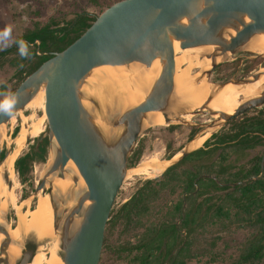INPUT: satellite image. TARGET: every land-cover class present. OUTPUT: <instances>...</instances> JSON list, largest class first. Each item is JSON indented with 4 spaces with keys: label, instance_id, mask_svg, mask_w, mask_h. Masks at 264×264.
Instances as JSON below:
<instances>
[{
    "label": "water",
    "instance_id": "95a60500",
    "mask_svg": "<svg viewBox=\"0 0 264 264\" xmlns=\"http://www.w3.org/2000/svg\"><path fill=\"white\" fill-rule=\"evenodd\" d=\"M257 35L264 36V0H121L102 12L75 42L44 62L18 86L14 92L18 97L15 112L11 117L0 114V127L21 113L39 92H44L49 160L46 176L35 193L45 195L47 186L50 189L47 196L59 238L58 256L63 264H99L105 228L126 179L128 160L138 137L150 124L151 113L166 115L175 103H181V109L173 114L177 121L188 114L210 118L215 115L209 108L215 94L195 109L177 99L174 42H179L181 50L214 47L206 55L211 67L204 74L200 72L193 81L196 84L209 78L217 66L216 59L236 54ZM156 60L161 65L160 75L143 102L123 112L115 110L113 104L109 110L112 113L103 111L97 84L101 80L93 76L97 68L133 63L149 68ZM262 78L253 75L251 79L217 88L222 90L229 85L244 88ZM128 84L132 86L131 82ZM84 101L90 104V109L83 106ZM263 106L264 88L259 95L243 100L232 114L219 113L216 121L222 122L218 128ZM216 121L200 125L202 133L217 126ZM10 152L11 149L5 152L2 161ZM188 153L180 152L176 162ZM69 162L76 170L67 168ZM263 167L264 153L261 176L233 187L261 179ZM56 179L70 181L71 188L65 193L57 191L53 186ZM80 180L84 186L77 191ZM9 230L0 225L3 237L0 264H10ZM27 240L34 251L22 252L13 264H30L35 256L37 244L33 239ZM25 244H19L20 251Z\"/></svg>",
    "mask_w": 264,
    "mask_h": 264
},
{
    "label": "trees",
    "instance_id": "16d2710c",
    "mask_svg": "<svg viewBox=\"0 0 264 264\" xmlns=\"http://www.w3.org/2000/svg\"><path fill=\"white\" fill-rule=\"evenodd\" d=\"M97 17L83 13L65 27H52L54 23L50 21L25 31L17 39L32 45L33 57L26 64L22 63L25 59L20 60L23 67L18 70V86L44 62L75 42ZM17 52L15 44L0 51V63ZM0 92H5V87ZM261 112L233 124L229 134H213L210 139L215 138L216 142L212 147L205 141L202 148L182 157L160 177L143 182L114 215L111 213L106 234L118 224L122 226L117 238L120 243L114 249L117 258H129V264H189L206 258L204 263L212 264L222 255L217 250L224 239L221 235L235 226L246 230L247 235L228 257V264H264V167L261 179L232 186L261 176L263 153L252 159L249 169L227 163L230 154L239 156L264 147ZM194 132H190L188 141H192ZM34 143L14 163L21 183L26 182L33 164L44 163L47 157L48 138H37ZM4 154L0 152V162ZM139 157L140 150L134 151L128 165H134ZM166 191L171 195L177 193V202L160 221L146 225L150 204Z\"/></svg>",
    "mask_w": 264,
    "mask_h": 264
},
{
    "label": "rangeland",
    "instance_id": "374dc122",
    "mask_svg": "<svg viewBox=\"0 0 264 264\" xmlns=\"http://www.w3.org/2000/svg\"><path fill=\"white\" fill-rule=\"evenodd\" d=\"M119 1L121 0H0V30H2L6 25H13V39H17L25 31L32 30L37 25L43 26L50 21H53L54 23L52 27L61 28L65 27L66 24L73 21L79 14L87 13L90 16H99L107 8ZM13 45L14 44H12L11 46ZM11 46L7 48H10ZM176 52L174 53V61L175 64L177 63L178 67L181 65H179L177 59L182 57V55L184 54L181 70H183L184 67H189L187 69L189 71V76H196L200 74L201 69L191 67L189 65L190 63H195L197 60V56L193 54L192 51H189V54H187L186 50L178 51L177 53ZM256 52L257 51L255 47L251 52L242 49L234 55L219 57L218 59H216L217 69L214 71L212 77L208 78L209 83L218 87L237 80L251 79L253 75H260L261 73H264V56L259 55ZM203 57H206V55H203ZM204 59L205 58H203V60ZM20 60L22 59L17 52L10 54L0 63V81L4 82V85L0 86V88L5 87V92L11 93L12 90L18 88V70L20 69ZM26 60L28 59H25V61L22 60L24 61L22 63L26 64V62H28ZM201 74L204 73L201 72ZM97 84L99 85L100 90L98 93L102 98V100L100 101V105L102 106L103 111L108 113L111 105H115L114 99L108 100L113 98L112 93L104 86L102 81L101 83L98 82ZM102 89H104L105 92ZM2 98L3 97L0 96V99ZM175 105H173L174 107L172 106L170 108V111H172L174 108L179 109V107L181 106L180 103H175ZM261 111L264 112V106L243 114L244 117L240 116L233 119L234 121L232 122L229 121L231 123H223L222 126L220 128H217L213 134H222L226 128L232 129L233 124L241 122L242 118L256 116L257 114L262 113ZM228 112H231V110L229 109L227 113ZM20 115L32 116V122L35 124L42 118L43 113L39 109H34L33 111L23 110L21 113L15 116V120L13 121V123H7L4 125L5 127L3 126L4 131L2 130V133L0 135V152H6L9 149H12L10 154L13 152H18V154H16L14 158V163L17 158L27 153L28 150L35 144L34 140H36L37 138H45L47 137L48 133L47 121L44 120L42 122L43 132L39 136H25L24 134L27 133V130L24 129V126L28 127L31 122H24L23 124ZM173 119L177 121L175 117ZM212 121V118H210L209 116L191 115L188 122H182L179 120L175 124H171L168 126H164L161 123L158 125L149 124L138 137L137 144L134 149V151L140 150V157L134 165L129 166L127 164L128 170L136 168L141 163V161L148 162L152 158H154V160L156 161H162L167 160V157L172 154L173 156L177 155L178 152H191V150L188 149L189 144L191 143V141H188L190 132H194L195 130L193 136V139H195L203 132V128H200L199 126L202 124H210ZM172 127L173 129H171ZM21 140L25 141L18 142ZM256 150L259 156L263 152V148L261 147ZM47 151L48 153L45 162L33 164L30 172L28 173V175H26L25 183L20 182L15 168L13 169L15 181L12 187L13 192L11 191V194L14 197L16 207L21 209L22 215L28 212H35L37 210V207L39 208L35 188L37 187L38 181L41 179L43 173L47 170L49 148ZM250 155V153H245V155L242 154L237 157L233 154H230L227 163L230 165H235V167H239V165L237 164H239L240 162L242 163V166H246L248 164L246 161ZM234 157H237L236 160L234 159ZM178 159L171 162L169 166H171V164L173 165L177 163L176 161ZM3 163L4 161L0 162V165ZM148 180L153 179L140 177L138 175L126 176V179L116 197L113 209L111 211L112 215H114L115 212L120 208V206L123 205L136 192V190L143 182ZM81 189L82 186H78L76 190L81 191ZM49 191L50 189L47 186L46 195H48ZM53 192L54 194L56 193V191ZM0 195L2 196V192H0ZM55 197H57V194H55ZM177 198V193H175L174 195L169 194L167 191L162 193L156 201L150 204L148 213L145 216L144 223L148 225L160 221L162 215L165 214L167 210H170L177 202ZM5 208H7V206ZM17 208L14 209L12 206H9V208L6 209L5 213H1V219L5 221L6 228L8 229L14 228L17 225ZM33 221L34 219L24 220L28 231L31 229ZM121 228L122 226L118 224L109 235L106 234L105 228L104 241L99 264H129V258L119 259L114 254V249L120 243V240H117V238L119 237V231ZM246 235V230L237 228L235 226H232L228 232H224L221 235V237H223L224 239L217 245V250L219 249V251H222V255L218 259V261L212 264H228V257L234 254L237 246L245 239ZM10 239L15 240L14 234ZM25 240L28 241L27 239ZM225 243L227 245V248L225 247ZM34 260L36 261L35 264H38L40 262L36 259ZM205 260L206 258L203 259V261H193L189 264H205ZM39 264L43 263L41 262Z\"/></svg>",
    "mask_w": 264,
    "mask_h": 264
},
{
    "label": "bare ground",
    "instance_id": "6f19581e",
    "mask_svg": "<svg viewBox=\"0 0 264 264\" xmlns=\"http://www.w3.org/2000/svg\"><path fill=\"white\" fill-rule=\"evenodd\" d=\"M232 35H234L233 32ZM178 46L179 42H174V53L176 51H182ZM255 47L257 51L256 53L264 56L263 35H257L253 37L244 49L251 52ZM213 50V46H205L197 49H186L187 54H189V51H192V53L197 56L196 62L190 63L189 65L191 67L201 69V72L209 70L212 62L209 58L203 57V55L212 53ZM183 56L184 54L182 55V57L177 59L179 65L181 66L178 67L177 63L175 64L174 93L176 94V97L178 100H180V102H183L184 104L191 106L194 109L201 107L209 98V96L215 94L213 96L214 99L212 98L213 101H211V103L209 104V108L213 112H216L212 117V120L216 121L219 118V113L232 114L243 100L259 95L261 93V90L264 88V73L260 74L263 78L259 82L250 84L249 86L244 88H237L234 85H229L227 87H224L222 90H218V88L214 85H211L206 78L194 84L193 81L196 77L199 76V74L196 76H189V71L187 70L189 67H184V69L181 70L183 64ZM203 58L205 59L203 60ZM160 71L161 65L156 60L149 68L144 67L139 63H133L127 66L119 67H99L95 70L93 76L99 78L103 82L104 86L111 91L113 99L115 101V110H120L121 112H123L143 102L145 94L152 88L156 80L159 78ZM128 82H131L134 88L132 86H129ZM82 104L88 109H90L91 107L90 104L86 101H84ZM179 108L181 109V106ZM34 109H39L43 113L42 118L35 124L32 122V116L20 115L23 124L24 122L28 121L31 122L28 127L24 126V129L27 130V133L24 134L25 136L33 135L35 137L39 136L43 132L42 122L46 120L45 95L43 91L39 92L37 96H35V98H33L25 106L24 110L33 111ZM229 109L231 110V112L227 113ZM176 110L178 109L170 111L169 108V112L167 110L166 115L157 112L151 113L150 124L158 125L161 123L164 126L175 124L177 121L173 119V114L176 112ZM190 117L191 114L184 115L180 118V120H182V122H188L190 120ZM14 120L15 117H13L9 123H13ZM221 122L222 121H216L215 123L217 126L209 128L205 133H201L199 136L193 139V141L189 144L188 149L193 151L200 148L201 145L215 132ZM2 130L3 126L0 127V135L2 133ZM23 141L25 140H21L18 142ZM16 154H18V152L9 154L4 160V163L0 165V192H2V196L0 195V213L2 214L6 212V206L7 208H9V206H12L14 209L17 208L14 197L11 194L12 187L15 181L13 169L14 158ZM179 157L180 152H178L177 155L173 156V158H171V160L169 161L150 160L148 162H141L136 168L128 170L127 176L138 175L140 177L153 179L159 176L171 162L178 159ZM67 168L76 170L72 162H69L67 164ZM46 173L47 171L43 173L41 179L38 181L37 186L45 178ZM79 184L83 187L84 181L80 180ZM53 186L57 191L65 193L71 188L72 183L65 179H56L53 182ZM36 198L38 199L39 208L37 207V210L35 212H28L22 215L21 209L17 208V225L16 227L9 230V237L11 238L14 234V239L16 240H11V245L9 246L7 251L9 262L10 264L15 263L20 255L19 244L22 243L25 239L30 238L35 241L38 247L37 252L35 253V256L33 257L30 264H35L36 261L34 259L40 261L39 263L42 262L43 264H63L62 260L58 256V252L60 249L59 238L57 236V231L55 230L53 213L48 196L46 194L44 195L42 192H39ZM27 219H34L33 225L31 226V229L29 231L27 230V227L24 223V220ZM0 225L6 227L5 221L0 219ZM2 238L3 237L0 236V243L2 241Z\"/></svg>",
    "mask_w": 264,
    "mask_h": 264
},
{
    "label": "clouds",
    "instance_id": "9594fccd",
    "mask_svg": "<svg viewBox=\"0 0 264 264\" xmlns=\"http://www.w3.org/2000/svg\"><path fill=\"white\" fill-rule=\"evenodd\" d=\"M13 25H6L0 30V51H3L7 47L15 44L18 50V54L22 60L31 59L33 52L31 51L32 45L24 39H13ZM23 67V64L20 65ZM4 82L0 81V86H3ZM0 114L11 117L18 104V97L15 93L0 92Z\"/></svg>",
    "mask_w": 264,
    "mask_h": 264
},
{
    "label": "crops",
    "instance_id": "0c3cea01",
    "mask_svg": "<svg viewBox=\"0 0 264 264\" xmlns=\"http://www.w3.org/2000/svg\"><path fill=\"white\" fill-rule=\"evenodd\" d=\"M264 113V112H263ZM231 129H229V128H226L225 130H224V132L222 133V134H218V135H220V136H224V135H226V134H229L231 131H230ZM213 135V134H212ZM211 135V136H212ZM210 136V137H211ZM210 137L206 140V141H209V146L210 147H212L214 144H215V138H211L210 139ZM203 147V146H202ZM201 147V148H202ZM261 146H259V147H257V148H255V149H253V150H247V151H245L244 153H243V155H245V153H250L251 155L248 157V159H247V165L246 166H242V163H240L239 162V164H237V165H239V167L238 168H247V169H249L250 168V166H251V162H252V159L253 158H255V157H257V156H259V154H257V150L256 149H258V148H260ZM261 148H263V152L262 153H264V147H261ZM192 152V151H191ZM255 152V153H254ZM259 152V151H258ZM261 153V154H262ZM237 156V155H236ZM238 157V156H237ZM237 157H234V159L236 160V158ZM263 157V156H262ZM233 186V185H232Z\"/></svg>",
    "mask_w": 264,
    "mask_h": 264
},
{
    "label": "flooded vegetation",
    "instance_id": "af4514ba",
    "mask_svg": "<svg viewBox=\"0 0 264 264\" xmlns=\"http://www.w3.org/2000/svg\"><path fill=\"white\" fill-rule=\"evenodd\" d=\"M217 69V67H215L214 69H212V71L210 72V74H209V78H211L212 77V75H213V73H214V71ZM192 142V141H191ZM203 145V144H202ZM202 145H201V147H202ZM200 147V148H201ZM199 149V148H198ZM197 150V149H196ZM193 151H195V150H193ZM151 160H154V158H152ZM161 161V160H160ZM142 162V161H141ZM164 172V171H163ZM162 172V173H163ZM161 175V174H160ZM156 178V177H155ZM154 179V178H153ZM7 209V208H6ZM15 235H16V233H15ZM15 238H16V236H15ZM13 241V240H12ZM24 243L26 242V244L24 245V248L20 251V255L22 254V252H32V251H34L33 250V246L31 245V244H29L26 240H24L23 241ZM19 255V256H20ZM18 259H19V257H18Z\"/></svg>",
    "mask_w": 264,
    "mask_h": 264
}]
</instances>
